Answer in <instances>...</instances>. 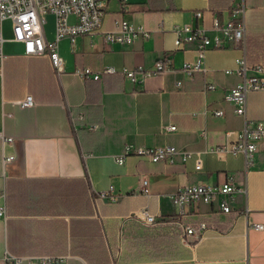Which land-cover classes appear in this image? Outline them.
<instances>
[{
	"label": "crops",
	"instance_id": "1",
	"mask_svg": "<svg viewBox=\"0 0 264 264\" xmlns=\"http://www.w3.org/2000/svg\"><path fill=\"white\" fill-rule=\"evenodd\" d=\"M239 1L108 0L99 33L59 42L65 69L59 75L47 57L25 56L21 44L9 41L11 25H3L0 133L11 142L0 140V264L48 257L64 264H264V142L249 166L243 154L216 151L236 142L245 125L225 100L240 78L225 71L240 59L248 76L264 68V0H243L244 43L208 49L205 74L189 79L181 68L195 62L196 52L174 44V28L185 24L215 37L213 19L225 21ZM116 21L150 35L108 43L103 32ZM54 29L48 15L47 40ZM164 58L170 70L143 82L121 73L152 69ZM75 67L93 75L81 79ZM26 96L33 105L21 108ZM246 120L264 123V91L247 95ZM125 146H171L185 155L173 164L134 155L118 163ZM230 178L246 191L234 198L231 213L214 204L173 203L181 187ZM145 215L155 222L146 223Z\"/></svg>",
	"mask_w": 264,
	"mask_h": 264
},
{
	"label": "built area",
	"instance_id": "2",
	"mask_svg": "<svg viewBox=\"0 0 264 264\" xmlns=\"http://www.w3.org/2000/svg\"><path fill=\"white\" fill-rule=\"evenodd\" d=\"M108 0H0V67L6 56L2 52V46L6 41L3 36V25H11V38L9 41L22 45L23 54L27 57H47L56 74L65 72L64 61L59 55V42L67 39L72 44L82 36H91L100 32L104 18V7ZM245 6L243 0L230 6L228 18L220 21L214 18L212 21V31L217 33L213 38L206 34L203 28L193 27L185 24L174 28L175 46H191L196 52V59L193 63L185 64L181 71L191 79L195 73L207 72L204 66L206 51L210 48H225L230 43H244L245 37ZM51 15L55 19L54 39L47 40L44 32L46 17ZM202 11L194 12V18L201 19ZM73 18V20L71 19ZM149 32L141 27L136 28L126 21H116L114 29L103 32L106 42L111 44L126 45L132 43L138 37L148 38ZM170 59L164 58L155 63L152 69H144L139 66L135 70L123 69L121 73L130 81L143 82L151 77L158 76L170 70ZM264 68L257 66L254 68L255 75H247V67L244 59L237 61L234 70H226L227 74H235L240 78V82L225 94V100L233 105L235 115L244 118L245 125L238 140L231 144L229 148H216L220 155L230 153L232 155L243 154L247 166L253 161V156L257 151L258 144L264 142V123L248 122L246 120V98L251 92L264 91ZM105 73H112L113 70L107 68ZM93 72L89 68L80 69L75 67L73 74L81 79L91 77ZM98 79L99 75H94ZM180 85V83H178ZM206 89L213 90L212 84H205ZM21 108H28L33 105L31 96H26L24 100L17 103ZM219 117L222 111L214 112ZM167 131H175L174 126H169ZM0 140L11 142L5 139L0 133ZM184 153L175 147L165 146L157 148L125 146L121 157L116 161L122 163L127 156L134 155L148 159L151 163H174V157ZM12 158H7V161ZM195 170H200V161L197 160ZM146 181H142V190L146 192ZM243 187L235 184L232 178L220 185H188L179 188L173 195L175 205L190 206L195 203L214 204L221 213L232 212V203L238 195H245ZM114 201L113 198H111ZM3 215V212H0ZM145 222L152 224L155 222L153 216L145 215ZM256 230H262L263 226L255 224L252 226ZM201 229H205L203 224ZM193 230L188 229L187 233L192 234ZM36 264H64L62 257L38 258Z\"/></svg>",
	"mask_w": 264,
	"mask_h": 264
}]
</instances>
